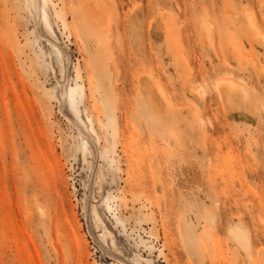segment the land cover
I'll return each instance as SVG.
<instances>
[{
  "label": "rangeland",
  "instance_id": "374dc122",
  "mask_svg": "<svg viewBox=\"0 0 264 264\" xmlns=\"http://www.w3.org/2000/svg\"><path fill=\"white\" fill-rule=\"evenodd\" d=\"M138 261L264 264V0H0V264Z\"/></svg>",
  "mask_w": 264,
  "mask_h": 264
},
{
  "label": "bare ground",
  "instance_id": "6f19581e",
  "mask_svg": "<svg viewBox=\"0 0 264 264\" xmlns=\"http://www.w3.org/2000/svg\"><path fill=\"white\" fill-rule=\"evenodd\" d=\"M218 82H219V84H218ZM215 85L218 86L217 88L222 87V88L229 89V88H234L238 84L235 81H233L232 79H220L219 81H217L215 83ZM80 89L81 88L78 87V86L70 87L69 96L67 97L68 105L70 106V109L72 111H74V113L76 115H78V112H79V109L76 106V103H77V90H80ZM164 98H165V101L169 104L170 103V99L168 97H166V96H164ZM78 117H79L80 121H82L80 116H78ZM229 232L231 233V235L234 237V239L237 242H240L245 247L248 246L247 245L248 244V237H247V235L245 233H243L242 231H239V230H235L234 228L229 229ZM105 233H107V232L105 231ZM136 263L141 264L139 261L136 262Z\"/></svg>",
  "mask_w": 264,
  "mask_h": 264
}]
</instances>
